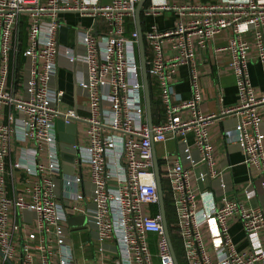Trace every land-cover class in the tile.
Instances as JSON below:
<instances>
[{
	"label": "built area",
	"instance_id": "2783aa9c",
	"mask_svg": "<svg viewBox=\"0 0 264 264\" xmlns=\"http://www.w3.org/2000/svg\"><path fill=\"white\" fill-rule=\"evenodd\" d=\"M141 1L0 0V264H175L153 170L158 146L184 263L264 264V94L256 92L249 70L256 50L264 72V0H148L144 17L179 16L168 29L142 27L150 90L159 106L151 129L135 21ZM71 12L92 20L89 28L76 29L75 48L68 37L61 43L59 16ZM223 32L238 94L220 114L236 119L224 133L243 152L250 173L261 177L258 188L251 183L240 192L229 167L212 157L207 127L216 116L200 109L195 59ZM80 64L72 104L55 80L60 67L73 71ZM183 67L192 85L184 102L175 98ZM79 98L87 103L80 106ZM58 122L76 129L71 174L63 169ZM168 142L177 151L170 152ZM205 183L210 189L202 191ZM252 200L260 206H249ZM81 217L86 224L69 226L65 242L61 227ZM232 218L245 231L244 249L232 239ZM83 229L87 242L79 239Z\"/></svg>",
	"mask_w": 264,
	"mask_h": 264
},
{
	"label": "crops",
	"instance_id": "0c3cea01",
	"mask_svg": "<svg viewBox=\"0 0 264 264\" xmlns=\"http://www.w3.org/2000/svg\"><path fill=\"white\" fill-rule=\"evenodd\" d=\"M220 0H167L169 4L186 5V4H210L216 3ZM110 0H102L103 5L109 4ZM179 16L175 13H159L152 17L143 16V28L144 30L151 25H158L161 29H168L173 27L175 20ZM60 22L65 28L68 29L67 37L69 46L75 48L76 43V29L78 27L89 28L92 25V20L84 18L78 13H63L59 16ZM145 22V23H144ZM228 44V33L223 32L215 38L213 46H211L206 52H199L196 56V64L198 66V74L200 77V83L203 88V101L201 105V112L206 116H216V118L210 122L207 127L211 136L213 144L212 157L222 168L229 167V173L231 179L235 185L236 191L240 192L249 184H254L256 188L259 187V180L261 177L255 172L249 171L245 165V156L240 150L238 145L227 141V137L224 130L233 128L236 124L234 116L222 117L221 112L230 106H233L238 101V94L236 89L235 76L231 69V54L228 50H224ZM256 50H254L252 62L250 64V78L253 87L259 96L264 94V72L262 65L256 58ZM84 66L80 64L77 66V70H67L60 67L55 85L60 90L66 93L65 101L74 104L76 94V84L82 78V71ZM178 82L175 86V98L178 101H188L192 95L191 85V72L188 67H183L179 71ZM156 104V112L158 105ZM80 106H83L80 104ZM262 125L261 133L264 138V109L261 113ZM190 144L193 143L192 135L189 136ZM174 142H168L167 148H173ZM163 151L162 146L156 148L158 151ZM158 156V154H157ZM218 172L221 168L218 167ZM204 171L205 168H200ZM202 191L210 189V185L205 183L201 186ZM251 207L260 206L259 200H252L249 203ZM83 227L80 225L71 226L64 224L61 227V235L64 237V241L67 242L71 239L68 227ZM230 233L232 239L239 249L247 247V241L245 231L238 218H232L230 220ZM81 242H87L86 235L79 236ZM89 252L90 250L87 249Z\"/></svg>",
	"mask_w": 264,
	"mask_h": 264
},
{
	"label": "water",
	"instance_id": "95a60500",
	"mask_svg": "<svg viewBox=\"0 0 264 264\" xmlns=\"http://www.w3.org/2000/svg\"><path fill=\"white\" fill-rule=\"evenodd\" d=\"M148 2V0H142L136 8L135 12V21H136V30L138 32V51H139V61L141 66V77H142V83H143V94H144V102H145V108H146V118L149 128L151 129L153 127V109H152V97L150 92V83H149V77L147 74V67H146V55H145V47H144V34L142 30V17L145 12V5ZM61 43L67 44L66 38H67V28H62L61 30ZM58 130H59V140L61 142V150H62V159L66 163L63 166V169L66 173H72L73 168L69 166V163H73L75 159V150L71 147V145H74L76 142V129L74 125L71 126H65L62 122H58ZM153 170L155 174V179L157 183L158 188V194H159V207L160 212L162 216V224L163 229L165 232V236L169 242L171 252L173 255V258L175 260V264H178L177 258L174 254V250L172 247L171 242V236L170 231L166 219V213H165V200L163 195V189H162V177L160 173L159 168V160L156 153V148L153 147ZM69 225L76 226L80 225L83 226L86 224V219L84 217L81 218H71L68 221ZM11 264V263H9Z\"/></svg>",
	"mask_w": 264,
	"mask_h": 264
},
{
	"label": "trees",
	"instance_id": "16d2710c",
	"mask_svg": "<svg viewBox=\"0 0 264 264\" xmlns=\"http://www.w3.org/2000/svg\"><path fill=\"white\" fill-rule=\"evenodd\" d=\"M148 3H149V1L146 3L145 7L148 5ZM20 61H22V58H19V62ZM150 91H151V97H152V90H150ZM152 109H153L154 122H156L157 121L156 117H155V115H156V104L153 100V97H152ZM162 187H163V190H165L163 182H162ZM164 196H165L164 200H165L166 219H167L172 243H173V246L175 248V251H176V254H177V257L179 260V264H185L184 259H183V252H182L181 244L179 242L177 235L174 233V230H173V224L175 222V210H174V207L172 205V200H171V197L169 195L166 196L165 191H164ZM173 236L176 237L175 240H174Z\"/></svg>",
	"mask_w": 264,
	"mask_h": 264
},
{
	"label": "rangeland",
	"instance_id": "374dc122",
	"mask_svg": "<svg viewBox=\"0 0 264 264\" xmlns=\"http://www.w3.org/2000/svg\"><path fill=\"white\" fill-rule=\"evenodd\" d=\"M145 23V22H144ZM78 102H79V104H86L87 103V100H85V99H83V98H79L78 99ZM168 150L170 151V152H174V151H177V145H176V143H174V146H173V148H169L168 147ZM158 157L159 158H161L162 156H164V152L163 151H158ZM162 181H163V183H164V191H165V194H166V196L169 194V192H170V190H169V188H168V184H167V181L165 180V178L162 176ZM82 235H86L87 236V239L89 240V235H88V233L86 232V230L85 229H83L82 231ZM174 237V240L176 239V237L175 236H173ZM87 240V241H88ZM151 251L153 252V253H156V248H155V246L154 245H152L151 246Z\"/></svg>",
	"mask_w": 264,
	"mask_h": 264
}]
</instances>
